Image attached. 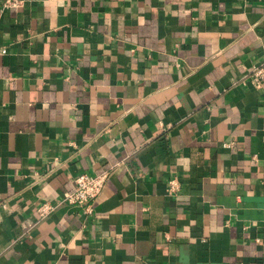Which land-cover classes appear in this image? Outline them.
Returning a JSON list of instances; mask_svg holds the SVG:
<instances>
[{
	"label": "crops",
	"instance_id": "0c3cea01",
	"mask_svg": "<svg viewBox=\"0 0 264 264\" xmlns=\"http://www.w3.org/2000/svg\"><path fill=\"white\" fill-rule=\"evenodd\" d=\"M263 56L264 0H0V264H264Z\"/></svg>",
	"mask_w": 264,
	"mask_h": 264
},
{
	"label": "built area",
	"instance_id": "2783aa9c",
	"mask_svg": "<svg viewBox=\"0 0 264 264\" xmlns=\"http://www.w3.org/2000/svg\"><path fill=\"white\" fill-rule=\"evenodd\" d=\"M18 0H7L8 4H16ZM264 79V56L260 63L254 64L248 74L247 82L255 87H261ZM107 171L90 173L87 171H80L74 176V187L70 191L63 194L62 200L69 203L84 206L85 210L91 212L93 204L91 201L101 190L103 183L107 177ZM179 187V181L176 177H171L168 180V190L176 191ZM54 207L48 201H43L39 204L38 213L47 214Z\"/></svg>",
	"mask_w": 264,
	"mask_h": 264
}]
</instances>
